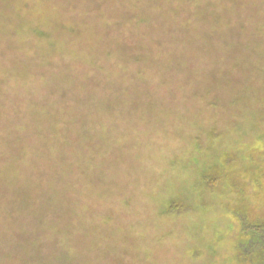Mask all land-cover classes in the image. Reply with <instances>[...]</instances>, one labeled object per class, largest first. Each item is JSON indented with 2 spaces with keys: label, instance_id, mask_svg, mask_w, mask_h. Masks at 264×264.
<instances>
[{
  "label": "rangeland",
  "instance_id": "374dc122",
  "mask_svg": "<svg viewBox=\"0 0 264 264\" xmlns=\"http://www.w3.org/2000/svg\"><path fill=\"white\" fill-rule=\"evenodd\" d=\"M263 245L264 0H0V264Z\"/></svg>",
  "mask_w": 264,
  "mask_h": 264
},
{
  "label": "trees",
  "instance_id": "16d2710c",
  "mask_svg": "<svg viewBox=\"0 0 264 264\" xmlns=\"http://www.w3.org/2000/svg\"><path fill=\"white\" fill-rule=\"evenodd\" d=\"M258 232L257 233H261L259 230H257ZM261 236V234H260ZM257 245V244H256ZM256 255H258L260 252H261V255H259V259L257 260L258 263L257 264H264V245H263V249L262 247H257L256 249Z\"/></svg>",
  "mask_w": 264,
  "mask_h": 264
}]
</instances>
